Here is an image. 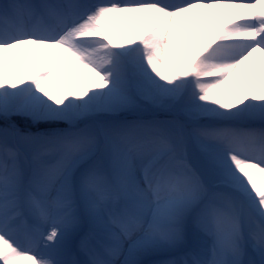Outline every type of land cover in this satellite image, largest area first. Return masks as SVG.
<instances>
[{"label": "snow or ice", "instance_id": "6c2138e0", "mask_svg": "<svg viewBox=\"0 0 264 264\" xmlns=\"http://www.w3.org/2000/svg\"><path fill=\"white\" fill-rule=\"evenodd\" d=\"M0 118V264H264V0H0Z\"/></svg>", "mask_w": 264, "mask_h": 264}, {"label": "rangeland", "instance_id": "374dc122", "mask_svg": "<svg viewBox=\"0 0 264 264\" xmlns=\"http://www.w3.org/2000/svg\"><path fill=\"white\" fill-rule=\"evenodd\" d=\"M120 118H126L129 120L132 119H137V120H145V121H151V120H176L179 122H184L186 120V117L177 112H172V111H166L164 109L158 108L153 106L150 103L147 102H141L139 107L134 111L130 113H125L121 115ZM14 122L19 124L20 126L24 125V121L20 117H12L11 118ZM3 120L0 118V125H2ZM258 126V125H257ZM198 153L197 148L195 145H191L189 148V154L191 158H195ZM78 242V238L74 243ZM167 256L161 255L159 257H155L154 259H165Z\"/></svg>", "mask_w": 264, "mask_h": 264}, {"label": "bare ground", "instance_id": "6f19581e", "mask_svg": "<svg viewBox=\"0 0 264 264\" xmlns=\"http://www.w3.org/2000/svg\"><path fill=\"white\" fill-rule=\"evenodd\" d=\"M78 243V242H77Z\"/></svg>", "mask_w": 264, "mask_h": 264}]
</instances>
